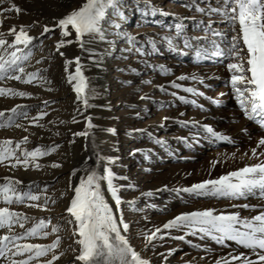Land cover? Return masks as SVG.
<instances>
[{
	"label": "snow or ice",
	"instance_id": "6c2138e0",
	"mask_svg": "<svg viewBox=\"0 0 264 264\" xmlns=\"http://www.w3.org/2000/svg\"><path fill=\"white\" fill-rule=\"evenodd\" d=\"M5 3L9 7H0V16L7 12L19 14L22 10L11 0H0V5ZM203 5V7L201 6ZM133 7L128 0H83V3L63 15L56 23L49 27L42 26L40 36L51 34L55 28L60 30L59 39L55 43V51L64 56L60 51L65 45L73 42L83 51L88 53V59L99 67V57L103 54L112 55L115 52L117 40H122L128 45L121 48V53L138 54L140 63L147 64L149 68L159 69L161 74L171 75V70L164 65L148 64L146 56L160 54L161 44L166 49L177 55H184L183 49L192 48L195 51V59L202 61L207 58H221L228 61L226 68L230 73L228 83H230L234 98L245 117L255 122L261 129H264V0H184L181 7L207 17V22L194 17H184L176 13H170L162 8L155 7L151 0H144L143 8L139 0L134 5L135 10L147 20L149 17L157 15L161 17H172L173 24H165L161 20H151L154 25H158L170 34L159 35L156 38L145 36L144 40L137 39L136 36L122 30V23L127 21L125 10ZM213 17L216 19L214 20ZM185 20H193L196 30L203 35H188ZM119 21V22H118ZM3 20H0V24ZM213 23H224L227 31L214 28ZM35 24V21L33 22ZM33 25L16 26L8 28L7 33L0 32V84L8 81H17L21 84L43 86L45 78L40 75V70L26 71L28 62L33 56L32 44L39 37L29 35V30ZM230 33V34H229ZM11 37V40L8 39ZM73 37L72 39H66ZM112 37L113 39H109ZM209 45L212 49L201 46V41ZM104 42L108 47L104 53H97L94 44ZM41 41V45H42ZM23 46V47H20ZM182 46V47H181ZM94 57L96 59H94ZM118 58L127 59V56ZM40 61H37L39 63ZM74 64V71L69 72V65ZM84 66L81 64V57L75 56L72 59H65L64 72L68 73L67 82L71 85L75 93V100L78 103L77 114L82 115L84 109L94 107L89 101L96 95L95 88L90 86L89 78L84 75ZM124 71L123 69H118ZM128 71L136 73L135 68H128ZM196 81L203 84L204 79L196 74H181L175 79L168 81V87L178 89L191 96H203L194 87H185L177 81ZM50 83V81L48 82ZM125 83H130L126 81ZM161 92L171 95L182 103L196 105L195 99L178 95L176 91L168 92L165 85L157 86ZM207 87V85H205ZM51 91L52 89H47ZM223 95V93H221ZM32 93L19 90L14 87L0 86V97L24 98L30 97ZM145 97L141 96L140 99ZM211 99V98H208ZM219 104L221 101L213 100ZM43 107L38 108L35 116L29 115L28 105L16 104L10 108L0 109V128H17L28 132L20 121H28L29 124L44 128L42 119L48 115L45 110L48 102H42ZM130 107L135 108V105ZM202 107V106H201ZM137 118L140 113H135ZM183 116V113H180ZM169 117H163V121ZM85 128L83 131L72 133V140L69 144L75 143V137H84V151H88L89 141L96 156L94 164L87 161L92 156L87 157L83 166L73 167L69 173L68 191L71 192L69 202L64 212L69 219L70 226L69 239L75 247L69 245V249L74 254L70 264H150L148 258L142 257L129 243L127 233L129 223L124 221L121 205L126 204L132 211H143L136 208V200H123L120 190H135L131 183L120 184L119 180H128L127 176H118L112 171L111 166L118 161V157L102 158L95 152L96 137L91 134L95 126L91 123L90 117H84ZM72 123H78L75 116ZM183 127L190 130V136L194 143L199 144L201 136L211 142H226L235 144L229 136L218 131H214L209 125L200 124L198 121L185 120L176 121ZM55 124L56 121H48ZM63 124L64 121H59ZM114 133V129H107ZM135 132H143L142 129H134ZM246 131V130H242ZM34 134V133H33ZM153 142L161 147L166 146L164 139H155L148 134ZM178 141L187 143L188 138L177 137ZM30 143L29 136L25 135L19 140L11 138L0 139V166L11 170L22 168L28 170L32 168L39 170L41 165L38 160L49 156L61 147L59 144L48 146H36L31 149L26 147ZM258 149L260 151L258 152ZM138 149H134L130 155ZM239 151V148H237ZM169 155H172L169 152ZM147 158V154H145ZM254 160V163L244 162L243 166L226 171L215 178L211 177V169L217 165L226 164L230 161L239 160L241 162ZM8 162V163H5ZM103 162V172L98 171V165ZM59 163H51L50 167L59 168ZM190 175V173H189ZM209 178L193 183L185 187H173L169 189L167 185L156 189L159 191H171L183 200V194L191 198H222L231 200H247L248 197H256L259 204H229L232 209H243L248 212H255L253 215L242 216L240 211L218 210L213 207L193 209L176 214L161 226L154 229H145L140 233L145 241V248L156 247L157 243L168 236L170 239L187 243L190 247L200 249L205 255L211 249L201 244H194L191 240H186L187 236L195 237L199 240L211 241L216 245L227 248L229 242L235 247L231 251L218 255L212 264H264V136L259 137L256 146L252 147L236 156V152L220 153L216 158L209 161ZM76 180L73 181L72 178ZM3 183H0V264H54L61 257L66 255L65 251H58L62 239L56 235L50 244L22 242L29 238H47L50 234L61 231L58 225L51 226V233L45 231L51 224V220L40 219L32 223L31 227L25 229V222L29 219L23 213L15 211L13 205L25 204L31 208L46 209L49 201L53 205L56 199L46 196L48 185L44 189L33 190L32 182H29L23 189L19 186L23 183L10 176H4ZM153 191L141 192V196L148 198L153 196ZM44 195L42 203L41 197ZM65 193L61 192V197ZM32 202V203H27ZM145 207L154 208L155 205L145 204ZM144 219H147L146 217ZM14 225H18L24 231L17 233ZM173 230L179 235H173ZM243 248L247 252L239 251ZM177 249H168L166 253H160L163 260H167ZM254 257V258H252ZM40 258H44L41 260ZM201 260L204 256L200 257ZM183 264H195V259L183 261Z\"/></svg>",
	"mask_w": 264,
	"mask_h": 264
},
{
	"label": "bare ground",
	"instance_id": "6f19581e",
	"mask_svg": "<svg viewBox=\"0 0 264 264\" xmlns=\"http://www.w3.org/2000/svg\"><path fill=\"white\" fill-rule=\"evenodd\" d=\"M162 1L163 0H161V2ZM11 2L16 4L22 10L18 14L20 18L17 22L19 24H25L26 26L33 25V22L35 21L33 13L35 11H47L49 13L51 10L49 6L50 0H11ZM5 4L9 5L8 3ZM0 7H4V5H0ZM163 10L170 13H176L184 17H192V14H194V17H196L197 20L203 19L200 14L189 11L181 6H179L175 12L172 9ZM54 15L57 20L62 17V15L56 13ZM161 18L172 19V17ZM0 20H3L2 16H0ZM205 21L207 22V20ZM13 25L14 23L12 21L9 24H0V28L7 31L8 28ZM221 26L225 27V31H227L224 23ZM1 31L3 30H0V32ZM145 36V34H141V37ZM152 37L156 38V34ZM72 38L73 37H70V39ZM8 39L11 40V37H8ZM143 40L144 39H141V41ZM73 43L74 45L71 48L70 53L73 54V56H76L79 53V47L75 42ZM200 43L202 47L208 48L209 53L211 52L212 49L209 45L205 44L203 40ZM157 46L159 48L161 47L163 50L166 49V47L161 44H158ZM52 48L51 42L46 41L43 45L38 46L36 49V56L47 55L50 53ZM161 49L160 54L146 56L143 59H145L148 64L164 65L166 68L171 70V75L161 74L158 68H149L147 64L140 63L139 61L141 58L138 54H136L131 61L134 66L138 65L140 67H136L137 72L132 75L130 78L131 81L128 80L130 83H126V86L117 95L114 102L115 104L111 106L106 102H99L95 108H93L91 114L94 121L91 120V123L95 126V128L91 130V134H94L96 137L95 152L99 153L102 158L118 157V161L111 166L112 171L118 176H127L128 180H119L117 183H131L135 186V190L121 189L119 194L123 200L126 198L132 200L135 198L136 208L143 209V211H138L136 218L133 222H130L135 223L137 226L132 230L131 228L133 227H129V231L127 233L129 243L141 254L142 257L148 258L150 260V264H183V261L193 259H195V264H212L218 255H223L224 253L231 251L235 246L229 242V247L222 248L214 242L199 240L195 237L187 236L186 240H191L194 244H201L211 249V251L205 255V252L200 249L192 248L188 244V246H186V243L183 241L170 239L168 236H165L164 239L158 243L153 241V243L156 244L154 249L152 247H148L146 249L144 246V238H140L143 235L139 236L138 233H141L145 229H154L155 227H159L178 213L193 209H202L205 207H213L218 210L225 211L238 210L242 216L255 214V212H248L243 209H232L229 207V204L261 203L262 201L256 197L250 196L247 200L241 199L229 201L222 198H191L188 197L187 194H183L184 199L181 200L174 192H156L155 190L161 188L163 185H167L169 189L173 187H185L209 178L208 173L210 160L216 158L218 154L225 152H236V156L239 157L242 152L256 146V142L259 137L264 136V129H261L255 122L250 121L245 117L244 112L240 109L235 99L226 103V106L221 103L216 104L212 102L215 100V94L217 95L219 90L223 91L222 93H233L231 85L228 83L230 78V73L226 68V63L228 61L222 60L218 57L212 58L214 61L220 60V63H214L213 65L204 67L195 63L190 64L189 62H179L177 61L180 59L179 55L173 53V56L171 57L163 53ZM183 50H186L187 52L190 50L193 59L196 60L194 49L191 50V48H188ZM170 55L172 54L170 53ZM181 74H196L197 76L202 77L204 79L203 84L191 80L177 81V83H181L185 87H194L199 92L204 93V95L191 96V94L168 87V81L175 79L176 76ZM14 82L17 83V81H8L0 85L6 86ZM57 82L60 88H62L60 93L61 98H64L67 102L71 101L69 91L64 89L62 77H59ZM158 85H165L168 92L176 91L178 95H184L189 99H195L196 105L182 103L171 95L161 92L157 87ZM205 85H207V87H205ZM27 87H29L33 93L34 91H37L40 94L41 99L47 96L44 84L43 86H37L34 83L32 85H28ZM141 96L145 98L140 99ZM153 101L158 102V108L149 109V104ZM13 102L14 101H12L10 97H0V109L14 106ZM131 105H135L136 107H130ZM28 106H30L29 115L35 116L36 111L38 108H42L43 104L31 103ZM47 112L48 115L41 121V123L44 124L43 129L29 124L28 121H20V123L28 128V132L17 128H0V139L11 138L16 141L27 135L29 136L30 143L26 145V147L29 149L36 146H48L53 132H55L56 128L60 125L59 121H61L62 116L60 117V114L57 111ZM136 112L140 113L141 118L136 117ZM180 113H183V116H181ZM155 114L158 116L154 118ZM75 117L78 123L74 124L71 122L73 116L69 119L70 124L74 128V132L83 131L85 128L84 119L82 116L76 115ZM163 117H169V119L163 121L164 126L161 127L160 124ZM50 120L56 121V123H48ZM177 120H194L198 121L200 124L209 125L214 131H218L229 136L233 141H235V144L222 145L220 142H211L210 140L203 138L205 135L203 133L200 134L201 139L199 144L194 143L190 136V130L183 127L181 124H178L176 122ZM107 129H114L115 131L113 133L107 131ZM134 129H142L144 131L135 132L133 131ZM160 132H162L163 135L156 138L155 135ZM149 133H151V136L155 139H164L166 141V146L161 147L160 145L154 143L153 139L149 137ZM177 137H186L188 138V142H180ZM66 138V136H60L57 144L61 145V147L51 156L42 157L38 160V162L43 165L39 170H36L31 166L28 170H24L22 168L11 170L10 165L8 168L0 166V183H3L2 178L4 176H10L23 182L19 186L21 189H23L29 182H32V184L36 183V180H38L39 188L43 187L44 183L40 182L39 178H45V176L53 172L54 168L50 167L51 163H59L62 166H65V169L68 167L64 161L65 158L63 155L65 145L69 140ZM128 142L129 144H127ZM237 148H239V151H237ZM134 149H138L140 151H136L134 154L130 155ZM259 151L260 149H258V152ZM169 152H171L172 155H169ZM145 154H147V158H145ZM89 156H92V159L88 160L87 163L90 165L94 164L96 156L93 154L91 142L89 141L88 151H84V146L82 144H78L76 154L73 159L74 165L69 168H79L83 166L84 161ZM244 162L254 163L255 161H249L245 158V161L243 162L235 160L226 164L217 165L215 168L211 169V177L215 178L218 175L224 174L226 171L243 166ZM122 164H127L126 166L129 164L128 174L121 171ZM138 164L142 165L140 168L144 167L141 168L143 172L145 171L142 179H140L141 177L137 178L135 176V170ZM97 167L98 171L102 173L104 167L103 162H101ZM63 177L66 176L63 174ZM130 177H133L136 183L131 181ZM34 186L35 185H33V190L36 191V187ZM148 190L153 191L154 194L152 197L145 198L140 195L141 192ZM43 199L44 195H42L41 201H37L36 203H42ZM56 201L55 205L49 201L46 209L31 208L25 204L13 205L12 208L15 211L23 213L29 218L27 222H25V229L31 227L32 223L38 222L40 219H44L46 221L49 220L50 213L57 210L58 216H53L55 221L51 222L45 231H49L51 233V226L58 225L62 228L64 227L63 230L65 231L66 236L67 233H70V226L67 224L66 216L68 215L64 212V209L69 202V196L61 197V193L56 194ZM145 204H152L155 205V207H145ZM125 208H127L126 204H122L121 211ZM122 214L123 218H129L128 212L124 213L122 211ZM145 217L147 219H144ZM14 231L20 233L24 231V229H20L18 225H14ZM172 234L179 235L180 233L173 230ZM134 237H136V242L132 241V238L134 239ZM54 239V234H50L46 240L44 238H29L28 240L22 242L50 244ZM69 245L75 247V245L70 242L60 245L58 251H65L66 255L61 257L59 261H55L54 264H70L74 254L69 249ZM170 248L177 249V251L168 256L167 260H163L158 254L166 253ZM236 251L247 252V250L243 248H237ZM201 256H204L203 260L200 259ZM40 259L43 260L44 258Z\"/></svg>",
	"mask_w": 264,
	"mask_h": 264
},
{
	"label": "rangeland",
	"instance_id": "374dc122",
	"mask_svg": "<svg viewBox=\"0 0 264 264\" xmlns=\"http://www.w3.org/2000/svg\"><path fill=\"white\" fill-rule=\"evenodd\" d=\"M137 0H128V3L133 5V7L125 10V14L127 16V21L122 23V30L130 33L134 36L137 37V39L141 40L144 39V37H141V34H145L147 36H154L155 34H170L166 32L164 29L159 27L158 25L152 24L150 21L155 19V20H161L165 24H173L175 21L173 19L165 18L162 19L161 16H155V17H149L147 20L145 19L144 16H142L139 12L135 10L134 5L136 4ZM141 8L143 7L144 0H139ZM184 2V0H151V3L158 8L162 9H172L174 12L178 9L179 6ZM83 3V0H50L49 6H50V11L49 13L43 12V11H35L33 13L34 19H35V24L31 27L29 30V35H32L34 37H39L38 40H34L32 44L36 45V47H33V56L28 62V65L26 67V71H36L40 70V75L45 78L43 84L44 88L47 92V96L41 99L40 94L37 91L32 92L28 85L26 84H21V83H11L10 85H3V87H14L19 90L27 91L32 93V96L30 97H24V98H11L10 99L13 102L14 105L16 104H22V105H29L31 103H42L43 101L48 102V107L45 109L46 111H57L60 114V117L62 118L61 121H64L63 124L60 123L59 127L56 128L55 132H53V135L50 139V142L48 145H55L58 142V139L60 136H66V139L72 140V133L74 132L73 126L70 124V117L71 116H82L84 117H90V120H93L92 116V111L93 108L99 103V102H106L109 105H114L115 99L117 95L122 91V89L126 86V81L130 80L131 77L134 73L128 71V68H139L140 66H134L132 63V58L135 57L136 54L133 53H121L120 49L121 48H127L128 45L124 43L122 40H117L115 44V52L112 55H107L103 54L99 57L100 60V66L97 67L92 60L88 59V53L83 52L79 48V53L76 56L81 57V64L84 66V75L89 78L90 86L95 88L96 90V95L93 99L89 101L94 107L86 108L83 111L82 115L77 114L76 109L78 107V103L75 100V93L72 91L71 85L67 82V75L68 73L64 72V61L65 59H72L73 54L70 53L71 48L73 47L74 43L71 45H65L63 48L60 49V51H63L65 53L64 56H60L56 51H55V43L57 40L62 39L60 36V30L58 28H55L51 34H45L44 36H40V33L42 31V26L43 25H48L49 27H52L57 19L55 17V13L59 15H65L74 8L79 7ZM4 4V7H9V5ZM203 7V5H201ZM55 11V12H54ZM58 12V13H57ZM189 15V14H188ZM3 23L4 24H9L10 22L13 21L14 25L16 26L17 29H19L20 26H26L25 24H19L17 20L20 18L19 15L15 12H7L3 14ZM192 17H194V14H192ZM161 18V19H160ZM196 18V17H194ZM197 19V18H196ZM204 21L207 20V18L203 17ZM214 20L216 18H213ZM119 22V21H118ZM206 22V21H205ZM2 23V25H4ZM186 25V31L188 35H203L199 30L195 29L193 20H186L185 22ZM193 23V24H192ZM223 23H213L214 28H219L221 30H226L225 27L221 26ZM3 30L1 32L7 33L6 30ZM141 37V38H140ZM70 39V37L66 38ZM109 39H113L112 37H109ZM41 41L43 42L42 45L46 42L49 41L51 42L52 45V50L50 51L49 54L47 55H42V56H36V49L38 46H41ZM97 53H104V50L108 47L107 44L104 42H97L96 44L93 45ZM161 49V47H160ZM192 50V48H191ZM161 51L169 56H173L172 52H169L167 49H161ZM185 54L184 55H179V62H189L190 64H197L200 66H210L213 65L214 63H220L219 61H214L212 58H207L202 61H197L194 60L192 57V53L189 50L188 52L184 50ZM170 53L172 55H170ZM121 56H127V59H122L118 58ZM94 59H96L94 57ZM178 59V58H177ZM37 61H40L37 63ZM222 62V61H221ZM224 63V61H223ZM118 69H123L124 71H119ZM74 71V64L69 65V72ZM59 77H62V81L64 83V89H67L69 91V95L71 98V101L67 102L64 98L62 99L60 96V93L62 91V88L58 85L57 80ZM135 78V77H134ZM50 81V83H48ZM1 86V85H0ZM52 89L51 91H48L47 89ZM223 91H220L215 94V100L221 101V104L226 106V103L229 101L234 100V94L232 92L228 93H223ZM72 95V97H71ZM224 96V98H223ZM41 99V102H40ZM149 109L151 108H158V102L153 101L149 104ZM113 109V108H112ZM154 109V110H155ZM36 110V109H35ZM37 112V111H36ZM156 112V111H155ZM116 113V112H115ZM70 114V115H69ZM70 117H69V116ZM158 115H154V118L157 117ZM73 128V129H72ZM17 134V133H16ZM163 135L162 132L157 133L155 135L156 138L161 137ZM18 136V135H17ZM132 138V137H131ZM75 143L69 144V140L65 145L64 149V161L66 163L67 168L71 167L74 165V156L76 154L77 150V145L82 144L85 146V138L84 137H75ZM130 140V139H129ZM127 140V141H129ZM83 141V142H82ZM126 141V142H127ZM55 142V143H53ZM129 144V142L127 143ZM222 145H230L226 142H220ZM88 153V152H87ZM53 153H51L49 156H51ZM73 160V161H72ZM71 162V163H70ZM70 164V165H69ZM127 164H122L121 171H124L126 174H128V166ZM142 165H139L136 167L135 170V176L137 178L142 179L144 176L145 171L143 172L141 168ZM65 169V166H61L59 168H54L53 172L49 173V175L45 176V178H39L40 182L44 183L43 187H40L39 189H44L45 185H48L46 193L44 195L46 196H51L53 199H56V194H60L61 192L65 193L64 197L70 196L71 192L68 191V185H69V173L70 170L72 169ZM60 172V173H58ZM63 174L66 177H63ZM68 176V177H67ZM130 176V174H129ZM73 181L76 180L75 177L72 178ZM130 180L135 182V179L133 177H130ZM33 185H38V180H36V183ZM34 186V187H35ZM37 191V189H36ZM124 200H130L129 198H126ZM127 208L122 209V211L128 212L129 213V218H124V221L127 223L133 222V220L136 218L138 215V211H132L128 205H126ZM58 216V211H52L50 213L49 219L51 222L55 221L54 217ZM131 216V217H130ZM67 220L69 219V216H66ZM66 220V221H67ZM131 228L134 229L137 225L135 223H130L129 224ZM64 227H61V231L58 233H55L54 236L59 235L62 239L61 245L70 242L72 243V240L69 239L70 233H67L65 236V231L63 230ZM136 233V231H135ZM138 233V232H137ZM142 233V232H141ZM139 236H141L140 232L138 233ZM52 235V234H51ZM140 238H143L141 236ZM45 240L47 238H44ZM133 242H136V237L134 239L132 238ZM186 246L187 243H186ZM74 247V246H73ZM180 260V258H179Z\"/></svg>",
	"mask_w": 264,
	"mask_h": 264
}]
</instances>
